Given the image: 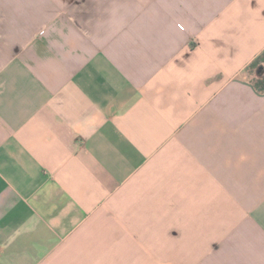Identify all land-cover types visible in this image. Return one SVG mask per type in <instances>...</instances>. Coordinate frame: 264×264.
Masks as SVG:
<instances>
[{
    "label": "crops",
    "instance_id": "1",
    "mask_svg": "<svg viewBox=\"0 0 264 264\" xmlns=\"http://www.w3.org/2000/svg\"><path fill=\"white\" fill-rule=\"evenodd\" d=\"M264 0H0V264H264Z\"/></svg>",
    "mask_w": 264,
    "mask_h": 264
},
{
    "label": "trees",
    "instance_id": "2",
    "mask_svg": "<svg viewBox=\"0 0 264 264\" xmlns=\"http://www.w3.org/2000/svg\"><path fill=\"white\" fill-rule=\"evenodd\" d=\"M245 72L250 76V83L258 92L264 93V52L259 54L245 68Z\"/></svg>",
    "mask_w": 264,
    "mask_h": 264
}]
</instances>
